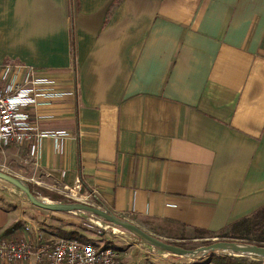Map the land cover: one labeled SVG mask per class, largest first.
Segmentation results:
<instances>
[{"label": "crops", "instance_id": "0c3cea01", "mask_svg": "<svg viewBox=\"0 0 264 264\" xmlns=\"http://www.w3.org/2000/svg\"><path fill=\"white\" fill-rule=\"evenodd\" d=\"M6 61L74 89L32 108L37 130L62 134L38 137L36 158L17 147L39 186L80 177L97 203L165 240L264 204V0H0ZM60 213L0 189V237L60 235L42 230H69L46 215ZM126 241L118 264L191 263Z\"/></svg>", "mask_w": 264, "mask_h": 264}, {"label": "built area", "instance_id": "2783aa9c", "mask_svg": "<svg viewBox=\"0 0 264 264\" xmlns=\"http://www.w3.org/2000/svg\"><path fill=\"white\" fill-rule=\"evenodd\" d=\"M73 92V87L60 85L56 76L33 65L20 61L0 62V147L13 145L24 148L31 143L30 154L36 158L38 137L62 133L37 130L32 108L53 97ZM59 187L57 190L71 200L96 201V190L89 189L80 177H76L71 184L62 183ZM87 227L97 233L108 227L112 232L116 229L109 223L87 224ZM104 241H84L64 235L9 234L0 237V262L28 260L29 264H118L120 250ZM262 261L264 264V258Z\"/></svg>", "mask_w": 264, "mask_h": 264}, {"label": "rangeland", "instance_id": "374dc122", "mask_svg": "<svg viewBox=\"0 0 264 264\" xmlns=\"http://www.w3.org/2000/svg\"><path fill=\"white\" fill-rule=\"evenodd\" d=\"M24 155H25L24 152L21 151L16 146L12 145V146L3 147V148L0 147V169L7 171L11 174H14V175L22 178L28 184H31L36 195L39 197H46L47 199H50L53 201H58V200H55L53 198H50L49 194L55 193V194H59L62 197V199H60V200L71 201L70 200L71 198H68V197L66 198L64 196V194L61 193L60 191L39 186V184L36 183V179H35L36 177L34 176V170H32V168L30 167L31 164L24 159V157H25ZM0 189H6L8 191L11 190L13 193L18 194L21 198H26L24 193L22 191H20V189L18 187H16L15 185L11 184L10 182H8L2 178H0ZM41 193H43L45 195H41ZM86 202L90 203V204L101 206L96 201H92L90 199H87ZM54 212H59V211H54ZM61 212L62 213H60V214H64L63 217L55 216V215L50 216L49 214H46V215L49 216L50 218L59 219L60 224H64V225H66L67 223L70 224L69 225L70 229L71 228L76 229L79 232L85 233L86 235H87V233H89V234L93 233L92 238L95 241L102 242V240H103L102 236L107 235V236H109L108 238L111 239V242L113 244H115V246H117L116 243H118L119 240H124V239H126L127 240L126 242H128V243L140 242L142 244H146L147 246H154L152 244L150 245V243H148L147 241L136 236L135 234H133L129 230L125 229L124 227L119 226L117 224H114L112 222H109L108 220H105V219L99 217L98 215L91 213L89 211L76 209V210H61ZM98 223H101V224L109 223L110 225H112L113 227L116 228L115 232H112L110 227H108L106 230L101 229V231L97 233V232H94L87 227V224H98ZM46 226H50V225L46 224L45 228H43L42 230H45V231L47 230L48 232L59 231V229H56L55 227L48 229V228H46ZM38 232L41 233L42 236H48L47 235L48 233L44 234L41 231H38ZM198 233H199L198 234L199 238H197V239H184V240L166 239V241L167 240L173 241V243H175V244H180L182 246L191 247V248H194V247L201 245V244H207L208 240L209 241H214V240H241V241L249 242L245 237H241L239 234L235 233L233 231V229H231L230 227L224 228V229L219 230L215 233H208L206 231H198ZM18 235H20V234H18ZM22 235H25V234H22ZM29 235L34 236L35 232H31V233H29ZM64 236H67V235H64ZM69 237H71V236H69ZM154 248H158L160 251L166 253V256H168L170 258H174L177 260H185L187 262L190 261V262H192L191 264H211L210 262H213L214 264H216L213 261V256H212V254H210V251H207V252L200 251L195 255L186 256V255L174 254L172 252H169V251L164 250L162 248H159L157 246H154ZM214 251L216 253H219V254L227 253V252H225L223 250H219V249L214 250ZM237 256L246 257V258H256V259H260L262 261V258L260 256H257V255L244 254V255H237Z\"/></svg>", "mask_w": 264, "mask_h": 264}, {"label": "water", "instance_id": "95a60500", "mask_svg": "<svg viewBox=\"0 0 264 264\" xmlns=\"http://www.w3.org/2000/svg\"><path fill=\"white\" fill-rule=\"evenodd\" d=\"M0 178L10 182L11 184L18 187L26 196V198L34 205L39 206L47 210H86L91 213L98 215L99 217L108 220L114 224L124 227L136 236L147 241L148 243L172 252L174 254L191 256L195 255L200 251L207 252L213 250H230V251H246L253 253L257 256L264 258V245H259L252 242L241 241V240H214L207 244H201L194 248L185 247L180 244L168 242L165 239L154 235L153 233L145 230L135 222L127 219L114 211L104 207L103 205H94L78 200L71 201H53L46 197H39L34 194L27 182L22 178L11 174L7 171L0 169ZM232 254V253H228ZM235 255V254H233Z\"/></svg>", "mask_w": 264, "mask_h": 264}, {"label": "trees", "instance_id": "16d2710c", "mask_svg": "<svg viewBox=\"0 0 264 264\" xmlns=\"http://www.w3.org/2000/svg\"><path fill=\"white\" fill-rule=\"evenodd\" d=\"M72 33L73 32H72V23H71V40H72L71 41V55L74 61L75 47L73 44ZM29 186L32 192L36 194L31 184H29ZM49 195H50V198H53L55 200L62 199V197L59 194L52 193ZM18 225H19L18 222H13L10 226H8L4 230V234L15 229ZM228 227L233 229V231L239 234L241 237H245L249 242L256 243L259 245H264V204L260 206L259 208H257L256 210H254L251 214L242 216L234 220L232 223L229 224ZM59 233L60 235H67V236L75 237V238H78L84 241H92L91 238H89L85 233L79 232L76 229H69V230L59 229ZM167 241L173 243V241H169V240ZM210 242L212 241H209V240L207 241V243H210ZM107 243H109L110 245H113L111 240L105 241V244ZM210 254H212L213 261L216 264H262V261L256 258H246V257H241V256L233 255V254H227V253L219 254V253H216L214 250L210 251ZM169 264H185V263L177 262V263H169Z\"/></svg>", "mask_w": 264, "mask_h": 264}, {"label": "bare ground", "instance_id": "6f19581e", "mask_svg": "<svg viewBox=\"0 0 264 264\" xmlns=\"http://www.w3.org/2000/svg\"><path fill=\"white\" fill-rule=\"evenodd\" d=\"M225 252L232 253V254H235V255H244V254L255 255L253 253H249V252H246V251H230V250H226Z\"/></svg>", "mask_w": 264, "mask_h": 264}]
</instances>
